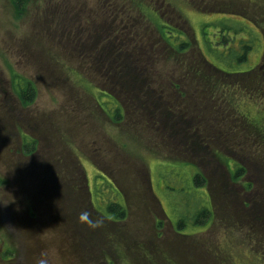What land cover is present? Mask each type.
I'll use <instances>...</instances> for the list:
<instances>
[{
	"label": "rangeland",
	"instance_id": "obj_1",
	"mask_svg": "<svg viewBox=\"0 0 264 264\" xmlns=\"http://www.w3.org/2000/svg\"><path fill=\"white\" fill-rule=\"evenodd\" d=\"M239 3L243 8H238ZM124 4L125 0H30L17 10L13 0H0V264H264V241H260L264 239L258 237L262 231H254V236L247 223L244 226L238 223L233 229L224 226L220 215L226 214L215 199L216 218L211 217L201 226L178 227L182 232H176L166 214H175L173 205L180 203L181 197L171 190L167 192V185H172L171 180L182 184L191 178L192 166L182 161L202 157L208 160V172L212 167L209 160H224L219 157L222 152L213 144L202 146L201 128L189 130L199 135L201 151L192 147L186 152L180 146L181 134L183 139L186 136L173 130L168 121L149 126L138 115L141 127L134 130L113 121L95 98L96 89L110 88L98 76H104L105 72L98 68V74H94L91 59L75 49L79 43L97 48L104 35L96 33L86 40L81 36L77 41L57 29V24L72 25L68 20L61 21L62 17H72L71 13L77 26L92 31L98 27L94 28V21L106 28L112 22L117 26L118 22L131 19L138 23L136 34L139 37L144 34L145 47L153 55L151 67L156 82L141 79L128 66L132 82L129 84L138 81L141 90H148L155 83L160 103L167 106L168 99L171 106L177 103L178 89L171 88L170 78L173 82L180 81L181 90L191 96L192 105L195 104L192 94L197 93L213 108L219 106H213L211 101L219 102L218 105L225 103L226 97L220 93L222 83L214 76L204 81V70L200 71V66L190 69V59L195 50L202 51L208 61L226 73L245 72L262 63V38L255 41L248 61L237 64L234 58H229L226 62L223 58L236 51L237 39L231 32L224 42L221 27L226 19L235 30L242 27L244 34L256 33L257 27L252 22L261 26L263 19L259 17L264 16V0H209L204 5L198 0H139L138 6L134 0H128L125 8ZM160 5H165V9L157 8ZM153 13L186 31L194 43L181 60L169 59V68H165L164 49L155 42L159 16L152 17ZM90 20L93 22L88 24ZM55 56L65 63L60 64ZM97 65L103 68L102 64ZM75 69L88 78H82ZM13 70L38 86V96L27 110L18 101L14 110L7 95H12ZM230 89L227 97L234 104L239 97L238 119L246 115L256 122L254 127L249 123V128L264 132V113L243 100L247 92L238 91L239 86L231 84ZM8 97L11 100H6ZM119 97L127 100L122 94ZM149 101L142 92L139 103L146 110ZM205 106L197 108L200 115L209 113ZM167 109L159 110V115L165 116V111L169 115ZM22 114L28 120H21ZM5 115L10 116L4 120L7 125H2ZM132 115L131 109L127 114L129 121ZM236 119L237 116H232L226 120L227 124L213 127L235 140L236 134L241 135L244 130ZM20 127L38 139V149L31 155L24 154L18 144ZM238 147L230 144V154L235 155L236 151L243 154ZM210 190L209 186L204 188L205 192ZM195 192L199 194V190ZM66 193L70 209L64 208ZM154 195L159 202L153 199ZM191 198L196 203L199 196L192 194ZM109 200L128 203L129 218L105 220ZM92 214L94 226L90 221ZM161 221L159 227L161 224L157 223ZM80 226L81 230H76ZM93 230L100 235H92ZM112 233L124 236L126 241H117L112 246L113 238L109 236ZM7 248L12 251L11 256L8 252L4 255ZM144 254L154 257L148 259Z\"/></svg>",
	"mask_w": 264,
	"mask_h": 264
},
{
	"label": "trees",
	"instance_id": "obj_2",
	"mask_svg": "<svg viewBox=\"0 0 264 264\" xmlns=\"http://www.w3.org/2000/svg\"><path fill=\"white\" fill-rule=\"evenodd\" d=\"M25 1L30 0H13L18 8L17 10H20L19 6L25 4ZM127 1L128 0H125L124 8L127 4ZM138 1L139 0H134L136 6H138ZM198 1L203 5L209 2V0ZM242 4L244 3L242 2ZM242 4L239 3L238 8H243ZM122 6L123 5L121 3V7ZM160 7L165 9V5L157 6V8ZM158 10L160 11V9ZM253 11L254 15H256L255 10ZM73 12L75 13V11ZM71 14L72 17L68 19L66 17H62L61 21L68 20L72 25L65 26L63 24H57V29L59 28V31L64 33L65 36L75 38L78 41L81 36H84L86 40L90 35L96 33H101L104 35L103 41L100 42L101 44H99L97 48L93 47V49H91L86 45L79 43L75 49L77 53L84 54V57H89L91 59V62L94 63H91L92 67L96 69V71L93 70L94 74H98L99 69L105 72L104 76L100 74L98 76L103 79L104 83L110 88L106 90L96 89L95 98L100 103H102L103 110L111 118H113V121H120L121 124H126L130 128H133L130 130L141 127V121L138 115L149 126H152L154 123L159 125L162 120L168 121L173 127V130H177L186 136L185 139L182 138V134L180 137V146H182L186 152H189L192 147H196L201 151V148L198 146L199 135L193 134L192 131H189L191 129L195 130L196 128H201L199 134L201 135L202 146L210 147L213 144L214 146H218V149L222 152L219 157L224 158V160H209V162L212 164V167H210L211 170L208 172V160H203L202 157H200L199 160L182 161V163L192 166L191 178H186L185 182L182 184L171 180L174 184L172 183L171 186L167 185V192L171 190V193L176 192L181 197L180 203L177 202L173 205L174 209L176 210L174 212L175 214H173V216L166 214L167 218L171 222V225L175 226L176 232H182V230H179L178 227L182 229L187 224L201 226L204 223H207L211 217L216 218V211L214 207L216 200L219 204L218 208L220 209L221 207V209L226 214L220 215L224 226H231L233 229L235 226H238V223L243 226L245 223H247L251 228L249 231L253 233L252 235L255 236L254 231H258L260 229L262 233H259L258 237L264 239V132L249 128V123L254 127L256 122L247 118L246 115L244 119L239 120V97L237 96L238 100L235 104L230 97H227V93L231 91V84H234V86L237 87L239 86V89H237L238 91L243 90L247 92L243 100L250 101V105L253 108H257V112L258 110L262 111L263 114L264 61L254 65L245 72L226 73L218 69L213 64V62L208 61L202 51L195 50L194 55L190 59V63L192 64L190 69H194L193 66L197 68L200 66V71L202 69L204 70L202 72L204 81H207L210 76H214L215 80L217 79L219 82H221L222 85L220 93L226 97L224 101L225 103L223 102L224 104L218 105L219 102L211 101L213 106H219L212 108L205 101V98L202 100V97L195 93L192 94L194 98L193 102L195 103L192 105L190 101L191 96L185 89H183V91L181 90L180 81L173 82L172 79L168 78L171 88L178 89V99L177 103L171 106L169 105V100L167 99L168 105L166 106L165 103H160L158 96L155 93L156 91H154L155 83H152L148 90H141V85L138 84V81H135L137 84L135 82L133 84H129L132 82L128 75V66L133 68L134 71H136L135 73H137L141 79H148L156 82L154 68L151 67L152 64L154 65L153 55L151 52H148L147 48L145 47L143 42L144 34H141V37L137 36L136 34V27H138V23L131 21V19L126 21L122 20L120 23L118 22L117 26H115L112 22L109 24V27L101 28L102 25L97 24L94 21V28L95 26L98 27L96 28V31H92L86 27L77 26L76 20H73L74 15L73 13ZM152 15V17L159 16V24L156 26L159 34L156 36L155 42L159 48L161 47L164 49L162 54L165 55V68H169V59L173 57L181 60L185 53L187 54L192 50L194 43L186 31L181 28L178 29L177 25H174L173 22L162 17L161 15L155 13ZM259 18L263 19L261 20V26H258L259 22H254L252 20V23H254L255 27H257V29H254L257 34L253 32L250 35L244 34L240 30L242 27H236L235 30V27L231 21L225 19V23L221 27L223 41H228L227 35H230L231 32H233L237 39L235 42L237 46L236 51L234 53H230V56L227 54L228 58H223L226 62L229 58H234L237 64L248 61L255 41L260 38L264 40V16ZM92 22L93 21L90 20L88 24H91ZM101 34L98 36H101ZM96 54L99 56L97 57ZM55 59L56 61L60 62V64L65 63V61L59 56H55ZM67 62L69 63L70 61ZM97 64H102L103 68L99 67ZM146 70L149 71L148 75L146 74ZM75 71L81 75L77 69H75ZM82 78H88V75L82 76ZM84 81L86 80L84 79ZM11 91L12 95H9V93H7V95L14 103L12 106L13 109L18 107V104L16 103V101H18L19 105H22L23 108L27 110L26 108L30 107L35 102V98L38 96V86L35 81L15 72L14 70ZM142 92H144L150 98V103L147 107V110L139 103ZM121 94L124 95L127 100H122L119 97ZM253 95H256V97H253ZM9 97L6 100H11ZM157 101L158 104H154L157 103ZM199 106H205L206 109L208 108L209 113L204 116L200 115V113L197 112V108ZM164 107L168 108L167 110L170 111V114L168 112L169 115H166L165 111V116H160L158 111L162 110ZM3 108L4 112L8 114L6 112V106H3ZM131 109L133 110V115L129 121L127 114L131 111ZM184 112L192 115L191 118L185 115ZM9 116L10 115H5V117L2 118V125H7L4 124V120ZM232 116H237L236 122L238 125L244 127L241 135L238 133L236 134L235 140H233L227 132L218 129L215 130L213 127L214 124H227L226 120H229V118H232ZM259 116L261 118L262 115ZM21 118V120H28L25 114H22ZM163 126L166 127V130L168 131L167 125L165 124ZM204 126H207V128L204 129ZM18 132L20 135V141L18 144H20L24 154L31 155L38 149V139L27 135L21 129V127L18 129ZM178 134L174 135V138H177ZM202 134L204 137H202ZM168 136L169 134L166 133V138ZM230 144H237L239 147H241L243 154H240L237 151L235 152V155L230 154ZM227 157H229L231 160H228ZM31 161L33 162V160ZM200 166H204V168L202 169ZM49 168L52 170L51 176H53L54 171L51 167ZM189 186L192 188L188 189ZM208 186L211 189L209 193L204 191V188ZM198 190L199 194L195 192ZM187 191H190L191 194L188 195ZM192 194H197L199 196L196 203H193V199L191 198ZM66 195L67 198L63 199V204L65 205L64 208L70 209L68 205V194L66 193ZM153 199L159 202V199H157L155 195ZM107 210L109 215H103L105 220L125 221L130 216L128 203H122V201L117 202L115 200H109L107 203ZM181 210L185 211V214L182 213ZM93 216V214L90 216V221L94 226L95 222L92 220H95V218ZM162 223L163 221L158 222L157 224H161L159 225V227H161ZM112 227L111 229L113 230ZM80 228L81 226L76 230H81ZM113 233L109 235L113 238L112 246H114L117 241H126L124 240V236H122V238ZM92 235L98 236L100 234L99 232H95L93 230ZM82 237L83 239H87L84 236ZM99 239V241L102 242V239ZM260 241L262 242L264 240ZM118 245L121 247L120 244ZM6 252H8L7 254H9V256H11L10 253H12V251L9 248H7V250L4 252V255H6ZM145 257L148 259H153L154 255L149 254L145 255Z\"/></svg>",
	"mask_w": 264,
	"mask_h": 264
}]
</instances>
